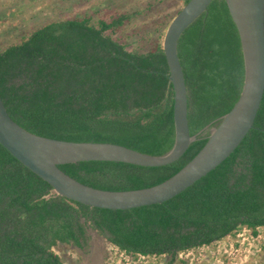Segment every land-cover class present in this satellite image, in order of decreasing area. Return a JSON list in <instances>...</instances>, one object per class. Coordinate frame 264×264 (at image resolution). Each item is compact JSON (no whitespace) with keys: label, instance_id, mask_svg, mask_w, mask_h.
<instances>
[{"label":"trees","instance_id":"16d2710c","mask_svg":"<svg viewBox=\"0 0 264 264\" xmlns=\"http://www.w3.org/2000/svg\"><path fill=\"white\" fill-rule=\"evenodd\" d=\"M142 16H74L46 23L4 47L0 99L9 118L45 138L166 154L174 129L162 38L174 16L134 41L118 37ZM177 56L194 137L177 161L157 168L113 162L58 168L89 187L129 191L155 186L189 162L242 86V54L225 0H213L182 33ZM257 227H264V92L253 128L234 152L161 204L114 211L75 203L57 196L0 145V264H64L59 247L81 249L87 228L129 255L173 262L180 253L235 237L240 230L255 234Z\"/></svg>","mask_w":264,"mask_h":264},{"label":"water","instance_id":"95a60500","mask_svg":"<svg viewBox=\"0 0 264 264\" xmlns=\"http://www.w3.org/2000/svg\"><path fill=\"white\" fill-rule=\"evenodd\" d=\"M213 0H188L169 23L162 51L172 87L174 143L164 155L151 156L110 143L71 142L34 135L12 121L0 99V145L23 167L48 184L57 196L90 208L131 210L164 203L179 195L228 158L253 123L264 92V0H225L236 28L243 61L238 98L219 123L208 129L199 152L177 173L148 188L109 191L86 186L64 174L59 165L113 162L157 168L177 161L194 141L188 129L187 90L177 56L182 33ZM206 130V128H205Z\"/></svg>","mask_w":264,"mask_h":264},{"label":"rangeland","instance_id":"374dc122","mask_svg":"<svg viewBox=\"0 0 264 264\" xmlns=\"http://www.w3.org/2000/svg\"><path fill=\"white\" fill-rule=\"evenodd\" d=\"M183 5V0H0V51L9 44L18 43L21 37L46 23L83 14L93 20H108L118 13H140L142 17L118 34V37H130L134 41L138 35H145L148 29L175 17ZM241 231L235 237H229L235 246L227 248L226 253L218 251L217 244L213 243L180 253L173 262L165 256L142 258L124 254L89 228L81 249L62 245L57 252L64 264H260L264 250L258 252L250 248V241L238 245L242 237L237 235Z\"/></svg>","mask_w":264,"mask_h":264},{"label":"built area","instance_id":"2783aa9c","mask_svg":"<svg viewBox=\"0 0 264 264\" xmlns=\"http://www.w3.org/2000/svg\"><path fill=\"white\" fill-rule=\"evenodd\" d=\"M238 238H241V242L238 245H243L244 242H248L250 241V248L252 247L253 249H256V251L260 252L261 250H264V227H257L255 229V234L253 231L249 230V229H243L241 231V233H239ZM215 244H217V249L218 251H222L223 253H226V249H233V247L235 246L230 240L229 237L224 238L222 240L216 241L214 242ZM113 245V244H112ZM247 245H249L247 243ZM114 246V245H113ZM117 250L121 251L124 254V251L120 250L118 247L114 246ZM206 247V246H203ZM201 248V247H198ZM197 249V248H196ZM137 256H141L142 258L146 257L143 255H139V254H135ZM152 257H156V256H152Z\"/></svg>","mask_w":264,"mask_h":264},{"label":"flooded vegetation","instance_id":"af4514ba","mask_svg":"<svg viewBox=\"0 0 264 264\" xmlns=\"http://www.w3.org/2000/svg\"><path fill=\"white\" fill-rule=\"evenodd\" d=\"M103 237H106V236H104V235H102ZM106 239V238H105Z\"/></svg>","mask_w":264,"mask_h":264}]
</instances>
